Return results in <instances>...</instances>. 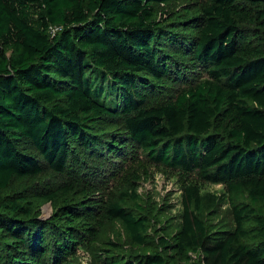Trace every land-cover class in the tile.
<instances>
[{
    "label": "trees",
    "instance_id": "16d2710c",
    "mask_svg": "<svg viewBox=\"0 0 264 264\" xmlns=\"http://www.w3.org/2000/svg\"><path fill=\"white\" fill-rule=\"evenodd\" d=\"M181 1L0 0V264H70L111 223L141 252L93 249L98 264H264V0L162 11ZM131 143L225 184L233 227L209 225L198 187L158 241L116 197L93 202L81 156Z\"/></svg>",
    "mask_w": 264,
    "mask_h": 264
},
{
    "label": "rangeland",
    "instance_id": "374dc122",
    "mask_svg": "<svg viewBox=\"0 0 264 264\" xmlns=\"http://www.w3.org/2000/svg\"><path fill=\"white\" fill-rule=\"evenodd\" d=\"M201 0H182L179 3L162 7V11L170 14H180L184 9L198 11L203 6ZM58 30L52 32L53 35ZM198 77L207 79L209 74L200 70ZM123 158L106 161H88V168L95 165L96 172L102 177L100 181L90 182L99 191L92 198L96 204L107 202L110 198H117L129 211L139 218L147 217L148 234L152 241L162 237L164 229L172 223L177 227L183 216L184 192L189 187H198L202 196L214 199V210H208L205 220L209 225L233 227V215L225 184L208 183L198 171L186 173L181 169L167 167L154 163L149 156L137 145L131 143L124 151ZM87 161V162H86ZM66 180L65 177L49 175L43 179L44 186H57ZM156 210L164 214L163 221L156 217ZM43 219H49L54 212L52 203H44L40 207ZM112 243V244H110ZM93 249L97 253L104 249L113 252L120 251L125 255H139L141 250L127 239L124 230L117 224H107L94 248H80L70 264H98Z\"/></svg>",
    "mask_w": 264,
    "mask_h": 264
}]
</instances>
